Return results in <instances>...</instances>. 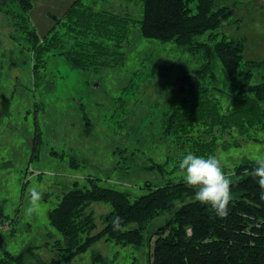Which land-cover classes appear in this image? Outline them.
I'll list each match as a JSON object with an SVG mask.
<instances>
[{
    "label": "rangeland",
    "instance_id": "374dc122",
    "mask_svg": "<svg viewBox=\"0 0 264 264\" xmlns=\"http://www.w3.org/2000/svg\"><path fill=\"white\" fill-rule=\"evenodd\" d=\"M11 1L0 8V213L13 225L11 231L0 232L4 238L0 262L9 252L24 254L26 264H44L61 259L68 251L50 213L76 183L79 188H92L95 179L99 186L128 192L134 200L148 193L149 183L158 186L183 179L178 165L193 148L179 150L174 138L164 135L162 119L178 97L181 79L198 70L206 58L175 43L144 37L140 1L83 0L96 10L128 13L136 22L124 47L125 65L75 69L61 54L74 42L67 29L57 25L64 40L59 48L37 52L27 34L16 30L14 18L22 10ZM69 1L33 0L31 25L40 37L50 34L54 17L61 18ZM221 4L235 7L236 13L220 27V39L241 41L244 61L254 67L244 63L230 78L217 64V79L209 78L206 85L217 89L218 98L237 91L249 69L252 84L264 82V0H221ZM5 10L12 13L7 16ZM196 39L209 42V33ZM220 100L227 108L229 101ZM215 132L216 148L210 155L221 161L226 174L264 157V128ZM154 163L165 168L162 172L147 169ZM30 186L40 190L43 199L39 211L26 219L21 210ZM87 211L95 216L91 235H96L104 229L111 205L95 202ZM164 217L147 228L141 245H119L103 238L62 264H152L148 236L162 227ZM136 227L133 223L127 229Z\"/></svg>",
    "mask_w": 264,
    "mask_h": 264
},
{
    "label": "trees",
    "instance_id": "16d2710c",
    "mask_svg": "<svg viewBox=\"0 0 264 264\" xmlns=\"http://www.w3.org/2000/svg\"><path fill=\"white\" fill-rule=\"evenodd\" d=\"M125 1L143 3L140 31L144 37L175 43L206 58L198 70L181 79L178 97L162 119L164 135L173 137L179 150L193 148L195 155L206 157L215 151L216 130L222 133L238 128L244 133L251 128H264V82L252 84V69L241 78L237 91H222L225 97L218 98L214 92L217 89L206 85L209 78L217 79L214 73L217 64L230 78L236 76L244 63L254 67V63L244 61L241 41L228 40L226 36L220 39L218 31L235 15V7L222 5L221 0ZM11 2H17L22 10L19 18H14L16 30L27 34L37 52L60 47L64 40L57 25L62 24L74 42L61 54L66 55L73 68L91 71L125 65L124 47L136 22L128 13L96 10L85 6L83 0H75L61 18L54 17L50 34L40 37L31 25L33 0ZM3 4L7 0H0V8ZM5 13L9 16L12 11ZM206 33L209 42L197 41V36ZM222 98L229 101L225 109L220 102ZM36 145L37 141L35 150ZM256 166L253 161L239 165L230 175L234 197L224 218L217 216L210 205L196 201V189L188 187L183 179L158 186L149 183L148 193L134 200L128 192L99 186L95 179L91 181L92 188H79L76 183L50 213L51 223L63 233L68 251L61 259L44 264H62L103 238L119 245H141L147 228L163 216L162 227L148 236L152 264H264V199L257 180L251 176ZM164 168L165 164L159 163L147 167L160 172ZM95 202L108 203L111 211L104 217V229L91 235L96 222L87 209ZM117 216L122 218L118 231L113 230L112 224ZM0 219L10 222V229L4 231H11L13 221L1 213ZM133 223L137 227L127 229ZM24 256L5 252L0 264H26ZM98 259L103 261L100 254Z\"/></svg>",
    "mask_w": 264,
    "mask_h": 264
},
{
    "label": "clouds",
    "instance_id": "9594fccd",
    "mask_svg": "<svg viewBox=\"0 0 264 264\" xmlns=\"http://www.w3.org/2000/svg\"><path fill=\"white\" fill-rule=\"evenodd\" d=\"M257 165L251 172L261 189V199H264V157L256 159ZM179 170L188 187L196 189L194 199L201 204L210 205L220 218L228 214V205L232 200L231 185L233 180L226 174L221 161L215 155L198 156L188 151L179 162ZM43 193L35 186H30L25 194L27 202L21 212L28 219L40 209ZM122 218L115 217L113 230H120Z\"/></svg>",
    "mask_w": 264,
    "mask_h": 264
},
{
    "label": "built area",
    "instance_id": "2783aa9c",
    "mask_svg": "<svg viewBox=\"0 0 264 264\" xmlns=\"http://www.w3.org/2000/svg\"><path fill=\"white\" fill-rule=\"evenodd\" d=\"M9 229H10V222L0 219V231L9 230Z\"/></svg>",
    "mask_w": 264,
    "mask_h": 264
},
{
    "label": "crops",
    "instance_id": "0c3cea01",
    "mask_svg": "<svg viewBox=\"0 0 264 264\" xmlns=\"http://www.w3.org/2000/svg\"><path fill=\"white\" fill-rule=\"evenodd\" d=\"M74 1H75V0H71V1H69V2H70V5H71ZM70 5H69V6H70ZM34 7H35V4H34ZM68 9H69V8H67L66 11H67ZM33 10H34V8H33ZM66 11H65V12H66ZM65 12H64V13H65ZM64 13H62L61 16H63Z\"/></svg>",
    "mask_w": 264,
    "mask_h": 264
},
{
    "label": "water",
    "instance_id": "95a60500",
    "mask_svg": "<svg viewBox=\"0 0 264 264\" xmlns=\"http://www.w3.org/2000/svg\"><path fill=\"white\" fill-rule=\"evenodd\" d=\"M3 237L2 236H0V246L3 244Z\"/></svg>",
    "mask_w": 264,
    "mask_h": 264
},
{
    "label": "flooded vegetation",
    "instance_id": "af4514ba",
    "mask_svg": "<svg viewBox=\"0 0 264 264\" xmlns=\"http://www.w3.org/2000/svg\"><path fill=\"white\" fill-rule=\"evenodd\" d=\"M37 137H38V135L35 137V139L33 141L34 146H35L36 141H38V138Z\"/></svg>",
    "mask_w": 264,
    "mask_h": 264
},
{
    "label": "bare ground",
    "instance_id": "6f19581e",
    "mask_svg": "<svg viewBox=\"0 0 264 264\" xmlns=\"http://www.w3.org/2000/svg\"><path fill=\"white\" fill-rule=\"evenodd\" d=\"M15 26L18 28V25H17V24H15ZM3 239H4V238H3ZM2 245H3V244H2ZM2 245H1V246H2Z\"/></svg>",
    "mask_w": 264,
    "mask_h": 264
}]
</instances>
